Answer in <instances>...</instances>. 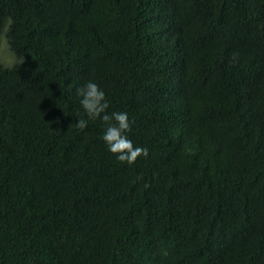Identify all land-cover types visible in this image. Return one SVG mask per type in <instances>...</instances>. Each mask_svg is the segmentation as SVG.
I'll list each match as a JSON object with an SVG mask.
<instances>
[{"label":"trees","instance_id":"1","mask_svg":"<svg viewBox=\"0 0 264 264\" xmlns=\"http://www.w3.org/2000/svg\"><path fill=\"white\" fill-rule=\"evenodd\" d=\"M2 34L0 264H264V0H0ZM89 81L148 157L76 127Z\"/></svg>","mask_w":264,"mask_h":264},{"label":"clouds","instance_id":"2","mask_svg":"<svg viewBox=\"0 0 264 264\" xmlns=\"http://www.w3.org/2000/svg\"><path fill=\"white\" fill-rule=\"evenodd\" d=\"M77 96L88 119H79L76 127L84 130L89 120H101L106 125V131L102 139L108 149L116 154L117 159L129 165L134 164L141 156L148 157L149 150L146 147L136 146L127 133L132 130L134 121L129 119L126 112H108L110 107L105 91L95 82L89 81L77 88ZM150 184H145V188Z\"/></svg>","mask_w":264,"mask_h":264},{"label":"rangeland","instance_id":"3","mask_svg":"<svg viewBox=\"0 0 264 264\" xmlns=\"http://www.w3.org/2000/svg\"><path fill=\"white\" fill-rule=\"evenodd\" d=\"M18 61L17 56L11 51L8 40L4 34L0 36V62L12 65Z\"/></svg>","mask_w":264,"mask_h":264}]
</instances>
